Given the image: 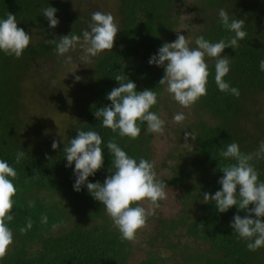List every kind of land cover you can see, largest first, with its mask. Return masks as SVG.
<instances>
[{
    "label": "trees",
    "instance_id": "trees-1",
    "mask_svg": "<svg viewBox=\"0 0 264 264\" xmlns=\"http://www.w3.org/2000/svg\"><path fill=\"white\" fill-rule=\"evenodd\" d=\"M48 6L57 9L60 23L55 29L49 28L42 16L41 10ZM184 8L199 21L196 33L188 31L193 34V48L201 35L213 43L234 35L220 21V9L229 13L230 20L245 21V39L238 41L239 47L226 48L221 54L231 58L230 72L224 80L238 88V98L218 89L215 61L206 58L210 73L207 95L191 109L182 108L173 99L171 106L169 100L168 105L163 101L166 91L159 81L164 68L150 65L149 59L165 42L176 40L175 28ZM96 11L111 13L119 33L112 51L93 58L91 64L80 65L81 79L75 84L68 82L74 84L75 96H66L58 78L63 67L70 65L46 40L71 33L82 36L83 31L90 30L91 15ZM7 12L16 16L18 27L31 35V42L19 59L0 52V159L18 174L13 181L17 188L11 213L14 219L8 225L13 231V245L0 264H131L136 254L135 240L121 241L104 206L92 198L86 185L80 192L74 190L75 165L66 166L64 147L81 130L96 131L102 138L103 167L87 182L103 184L111 174L113 157L107 143L115 138L137 162L143 158L153 163L156 171L168 169L169 175L159 180L180 191L181 212L177 218H159L147 243L151 249L140 264H264V247L248 251L247 242L230 227L235 215L245 213L236 206L218 213L214 202L203 200V193L214 195L221 190V170L227 163H235L219 154L228 143L236 142L241 152L251 153L264 142V72L260 70V61L264 60V0H0V19L6 18ZM77 52L82 53L79 45L66 55L75 62ZM48 68L51 74L46 78ZM119 74L135 83L138 93L155 91L158 102L150 111L164 120L161 112L167 108V121L173 122L165 136L167 155L159 168L152 151L155 135L146 131V125H141L136 140L129 141L104 128L102 118L94 115L110 106L107 95L119 86L115 80ZM38 105L43 107L42 113H36ZM60 109L66 118L61 133L54 137L59 148L53 150L52 123L46 118ZM180 112L186 119L177 124L173 117ZM32 122H36L33 129ZM185 132L194 137L189 136L190 147L183 146ZM17 151L27 153L20 164L15 163ZM253 165L259 181L264 182V160ZM30 201L34 206H29ZM43 215L48 217L46 225L41 223ZM29 218L33 226L21 234L19 229L26 227ZM54 224L59 225L55 230ZM183 240L185 244L180 246ZM197 244L199 249L194 248ZM167 251L180 252V259L171 257L175 259L172 261L164 255Z\"/></svg>",
    "mask_w": 264,
    "mask_h": 264
},
{
    "label": "clouds",
    "instance_id": "clouds-1",
    "mask_svg": "<svg viewBox=\"0 0 264 264\" xmlns=\"http://www.w3.org/2000/svg\"><path fill=\"white\" fill-rule=\"evenodd\" d=\"M41 11L48 21L49 28L55 29L60 23L56 18L57 9L48 6ZM219 18L223 26L234 33L227 41L221 39L213 43L201 35L196 37V47L193 48L184 35L176 32L177 39L171 43L165 42L158 53L149 59L150 65L164 68V77L159 84L165 86L164 90L184 109H191L207 95L210 73L206 58L215 61L214 79L218 89L237 98L240 95L238 88L230 87L224 80L230 72L231 58L221 54L226 48L239 47L238 41L245 39V21L237 18L230 20L229 13L224 9L219 10ZM89 29L83 31L82 36L71 33L46 40V43L54 44L57 56L64 57L65 63L69 65H73V57L66 54L75 51L79 45L82 49V55L79 57L81 64H91L93 58L106 51H112L119 27L111 13L96 11L91 15ZM184 30L188 31L187 25ZM30 42L31 35L18 27L15 15L7 12L6 18L0 19V52L19 59ZM260 70L264 72V60L260 61ZM75 79L79 81L81 77L76 76ZM115 80L119 86L107 95L110 106L100 108L94 113L97 119L102 118V126L118 133L121 139L127 137L129 141L140 136L141 125H146L148 133L162 135L165 121L150 111L158 102L157 93L153 90L138 93L135 83L124 74L117 75ZM185 119L183 112L173 117L177 124ZM189 136L194 140L192 133L185 132L184 147L191 146L187 143ZM101 145L102 138L98 132L78 131L76 138L71 139L69 146L64 147L66 166L72 167L73 163L75 165L74 190L80 192L86 185L92 198L104 206L113 227L120 233L121 241L133 242L138 231L145 227L148 217L154 215L155 210L160 207L159 201L167 199L168 186L164 181L157 179L153 163L143 158L137 162L122 150L115 138L109 139L107 143V149L113 157L109 169L111 174L103 184L87 182L90 176H94L103 167ZM58 148L59 142L54 140L52 149ZM219 154L225 161L232 160L235 163H227L221 170V190L216 191L214 195L203 193V200L205 203L214 202L218 213H225L233 206L245 213L243 216L235 215L230 227L234 234L247 242V250L255 252L264 247V182L259 181V173L253 162L264 160V142H261L257 151L251 153L241 152L238 143L230 142L226 150L222 149ZM26 155L25 151H17L15 163L20 164ZM34 178L35 176L30 179ZM16 179V169L0 159V261L6 258L13 245V231L8 225L14 219L11 213L13 197L17 193L13 183ZM250 205L253 207L249 208ZM29 206H34V203L30 201ZM41 223H48L47 215L41 217ZM32 226L33 222L29 218L26 227H21L19 231L24 234ZM58 226L54 224L53 230Z\"/></svg>",
    "mask_w": 264,
    "mask_h": 264
},
{
    "label": "rangeland",
    "instance_id": "rangeland-1",
    "mask_svg": "<svg viewBox=\"0 0 264 264\" xmlns=\"http://www.w3.org/2000/svg\"><path fill=\"white\" fill-rule=\"evenodd\" d=\"M196 0H186L187 3L193 2ZM110 4V1H108ZM199 23L198 19L191 14L190 10L188 8H184L181 10V15L179 18V22H178V26L175 28L176 31L174 32V35L177 39V33L176 32H180V35H184L190 42V40H192L193 37V32L196 33V31H198V27L197 24ZM187 25L188 26V31L189 29L191 30V34L188 33V31L184 30V26ZM189 37H191L189 39ZM78 53V52H77ZM82 55V53H78V55L76 56V54L74 55V58H76L75 62H73V65L70 66H65L63 67V71L61 72L62 74L59 75V84L61 85V88L63 90V92L65 93L66 96H75L73 90H75L74 88V84L77 81L75 79L76 76H79V74L81 73V61L79 59V57ZM79 65V66H78ZM48 70H50L48 68ZM76 71V72H75ZM51 72L48 71V75L46 76V78H48L50 76ZM73 72H75L73 74ZM46 73V74H47ZM45 74V75H46ZM72 82L74 83L73 85H70L68 82ZM60 95V94H59ZM57 96L58 98H62V96ZM167 100L168 104H172V98L169 96V94L167 92H165L164 96H163V101L166 102L167 104ZM53 109V107L51 108V110ZM36 113H42L43 107L41 105H38L36 108ZM182 111V110H181ZM183 112L189 113L186 110H183ZM161 117L164 118L165 120V126H164V132L163 134H154L155 138L154 141L152 142V148H153V153H154V162L155 165L157 166V168H159V164L164 160V158H166L167 155V149L169 147L168 145V141L167 138H165L166 136V132L168 133V131L171 129V125L173 124V122L171 121V119L168 120V113H167V108H163L162 112H161ZM65 112L58 111V112H53V114L51 113L50 115L47 116L46 120L49 121L50 123H52L51 125V139L54 140V137H57V135L59 133H61L63 126H62V122L65 121ZM191 119V117H188V119ZM32 129L34 128V126L36 125V122H32ZM53 136V137H52ZM49 138V139H50ZM157 173V179L159 178H164L167 177V175H169V170H163V171H156ZM167 192V199L166 200H162L159 201L160 207L157 208L155 210V214L151 215L148 217L147 222L145 227H143L142 229H140L137 233L135 242H134V247H135V252L136 254L134 255V257L132 258L131 264H140L141 261H143L146 256H147V250L151 249L150 246L147 245V243L150 241V237H152L154 235V231L156 229V227L158 226V220L159 218H163V219H171V218H177V216L179 215V213L182 210V205L180 204L179 201V196L180 191L175 189V188H171L168 187L166 189ZM145 207H147V205H144ZM184 241L180 242V246H184ZM191 241V240H190ZM200 245H194L195 249H199ZM175 254H177L175 256ZM166 257H177L176 260H179V255L181 257V253L177 252L174 253L173 251H167L164 254ZM172 259V258H171ZM172 261H175V259H172Z\"/></svg>",
    "mask_w": 264,
    "mask_h": 264
}]
</instances>
